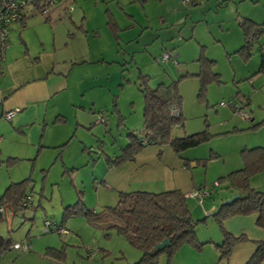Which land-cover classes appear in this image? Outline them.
Instances as JSON below:
<instances>
[{
    "label": "rangeland",
    "instance_id": "rangeland-1",
    "mask_svg": "<svg viewBox=\"0 0 264 264\" xmlns=\"http://www.w3.org/2000/svg\"><path fill=\"white\" fill-rule=\"evenodd\" d=\"M29 6L26 3L25 12ZM106 10L114 16L118 40L106 25ZM52 11V21L60 26L55 30L56 47L63 48V53L73 56L78 64L66 77L67 89L49 103L48 114L57 108L63 120L52 124L54 115L46 117L50 122L44 140L47 148L38 153L37 147H27L17 135L5 137L0 147L2 161L15 158L0 166V194L12 182L31 180V206L20 217L0 222L3 238L14 243L28 240L31 250H8L0 257V264L139 261L141 252L115 231L97 229L82 215L63 221V211L80 198L89 210L116 204L118 190L106 192L99 183L108 167L104 155L117 156L128 144V133L141 135L139 73L149 76L151 89L186 73L197 74L196 60L202 48L205 57L215 62L213 71L221 83L202 89L197 77L181 80L185 121L183 127L173 130V136L205 131L208 140L178 154L169 145H145L136 155L144 168L138 162L125 163L119 175L124 182L133 175L131 170L138 168L135 179L128 182L145 180L133 189L159 193L166 191L159 177L166 175V168L172 171L169 176L182 181L184 195L196 190L210 192L202 204L185 196L191 218L198 221L196 238L204 243L202 247L183 243L170 259L160 255L157 264H244L255 249V241L264 238L255 223L256 215H237L224 222L226 231L247 238L234 247L227 261H219L216 244L222 242V234L212 215L231 196L228 184L221 180L243 167L241 152L264 147V71L260 72L264 26L258 41L252 43L251 54L246 57L243 53V57L238 51L243 38L237 25L240 17L264 23V0H199L196 6L187 7L179 6L178 0H62L48 8ZM164 53L171 58L163 61ZM65 66L62 63L59 69ZM237 92L244 98L238 99ZM240 112L247 119L241 118ZM65 142L68 146L58 156L59 146ZM249 185L264 192V171L253 174ZM45 220L67 233H44Z\"/></svg>",
    "mask_w": 264,
    "mask_h": 264
},
{
    "label": "trees",
    "instance_id": "trees-1",
    "mask_svg": "<svg viewBox=\"0 0 264 264\" xmlns=\"http://www.w3.org/2000/svg\"><path fill=\"white\" fill-rule=\"evenodd\" d=\"M43 1L45 0H34L31 3L35 5L38 13L46 15L43 13L42 7L45 4H39ZM135 1L143 2V0ZM60 2L62 0H47L46 5L49 8L51 5ZM197 4H199V0H191L188 5L196 6ZM179 5L181 7L188 6ZM24 18L25 14L18 21L22 26ZM106 25L114 37L118 39L116 25H113L110 15L107 16ZM237 25L241 30L243 38L242 46L238 51L240 55L246 54L245 56L248 57L251 54L253 41H258L263 32L264 23L259 24L251 19L240 17ZM1 47L0 58L5 48L1 49ZM261 47L260 72L264 71V46L263 50H261ZM202 49L196 60L199 64L197 74L186 73L185 75H181L177 80H173L167 84L159 83L155 88L151 89L147 84L149 76L139 73V90L143 97V126L141 135L136 136L134 133H128V144L120 149V153L114 157H104V162L108 167H120L127 162L133 161L145 145H169L178 154L208 140V134L205 131L192 135H184L180 138L173 136V130L177 127H183L185 121L181 111L182 97L179 92L181 80L191 76L197 77L202 89H206L210 83H221L219 74L213 71L215 62L206 58ZM164 54L169 56L166 60L171 58L170 54ZM236 97L238 99L244 98L242 95L240 96L239 92L236 93ZM248 101L246 99L244 103L247 104ZM4 114L1 116L2 119H4ZM62 120L63 117L57 116L55 123ZM67 146L68 142L59 146L61 150L58 156H60ZM241 158L243 167L232 171L221 180V182L224 181L228 184L227 187L230 190L231 196L239 194V199L233 201L231 204L219 205L218 211L212 215L222 234V242L216 244L219 252V261H227L234 247L247 241L244 234L235 236L226 231L223 227L226 220L237 215L247 216L255 214V223L264 232V192L255 191L249 185V179L253 174L264 171V147L243 150ZM14 159L13 157L7 158L6 161L0 159V166L4 162H11ZM184 166L188 167V164L185 163ZM30 181L29 178H24L18 182H12L5 187L0 194V222L6 221L8 217H20L23 210L31 206ZM117 193L118 200L116 204L114 206H105L99 211L86 209L80 198L75 204L64 208L62 219L65 221L71 217L82 215L91 226L97 229L105 232L115 231L118 235L125 238L132 248L141 252L139 261L134 264H157V258L162 254H165L170 259L175 250L183 243L193 245L198 249L204 244L196 238L195 229L198 221L191 218L185 195L181 191L174 189L152 193L134 190L118 191ZM53 231L57 232L56 230ZM164 241H167V246L162 250H156V246ZM24 242L30 245L29 250H27L30 251V241L25 240ZM13 244L14 242L11 239H5L0 235V257L6 251L12 250ZM255 245L252 255L244 264H264V238L255 241ZM168 264L170 263L168 262Z\"/></svg>",
    "mask_w": 264,
    "mask_h": 264
},
{
    "label": "crops",
    "instance_id": "crops-1",
    "mask_svg": "<svg viewBox=\"0 0 264 264\" xmlns=\"http://www.w3.org/2000/svg\"><path fill=\"white\" fill-rule=\"evenodd\" d=\"M27 1L30 3L31 9L28 12L24 11L23 26L20 22H15L8 27L7 44L0 58V147L4 143L5 137L17 135L19 139H23L27 147L31 149L37 147L39 153L41 148L48 146L44 145L48 124H50L46 117L54 115L52 124L55 123L57 116L63 117L58 113L57 108L48 114L49 103L59 92L67 89L66 77L69 76L72 67L78 63L73 56H66L63 53V48L59 50L56 47L55 30L60 26L51 19L55 17V12L42 15L31 3L34 0ZM66 9L68 10V8ZM108 15H110L113 25H116L114 16L106 10V16ZM115 28L117 31V25ZM62 63L67 66L64 69H59ZM14 109H18L19 112L10 121L5 120L9 123L5 124L1 117L2 114ZM1 151L0 148V154ZM138 158L135 157L133 161L127 163L138 162L137 165L144 168V163L140 162ZM125 167L126 164L120 167H107L106 172L101 176L102 181L99 183V187H103L106 192L110 190H138L133 188L142 186L144 177L133 183L128 182L135 179L133 175L136 176L139 170L136 168L131 170L133 175L129 179L130 175H128L123 182L119 173ZM164 170H166V175L165 173L159 175L161 181L164 182V190H173L177 187L179 191L186 190L183 189L181 180H176L175 176H169L172 174L171 170L166 168ZM112 172L115 173L111 174ZM228 232L233 233L230 230Z\"/></svg>",
    "mask_w": 264,
    "mask_h": 264
},
{
    "label": "built area",
    "instance_id": "built-area-1",
    "mask_svg": "<svg viewBox=\"0 0 264 264\" xmlns=\"http://www.w3.org/2000/svg\"><path fill=\"white\" fill-rule=\"evenodd\" d=\"M46 1L47 0L39 3L40 5L45 4L42 5L44 14H47L48 12ZM178 1L179 4L184 6L190 4L191 2V0H178ZM26 3H27L26 0H0V46H2L1 49H3V47H6L7 44L8 27L12 23L18 22L24 16V6L26 5ZM68 10L70 11L71 9ZM263 46L261 47V50H263ZM168 58L169 56L167 54H164L162 57L163 60H166ZM18 112H19L18 109L7 111L3 115V118L5 120H11L12 117H14ZM240 116L243 119L247 118L246 114H243L241 112H240ZM100 121L103 122L104 120L100 119ZM209 194L210 192L205 189L200 191H191L185 196L197 199L199 203H202L203 199L207 198ZM44 227H45V232L56 230L57 232L62 234L66 233V230L64 228L62 227L57 228V226L52 221L45 220ZM12 248L14 250H20L22 252H25L29 250L30 245L27 242L14 243L12 245Z\"/></svg>",
    "mask_w": 264,
    "mask_h": 264
},
{
    "label": "water",
    "instance_id": "water-1",
    "mask_svg": "<svg viewBox=\"0 0 264 264\" xmlns=\"http://www.w3.org/2000/svg\"><path fill=\"white\" fill-rule=\"evenodd\" d=\"M239 197H240V195L239 194H234V195H232V196H230L229 198H227L226 200H224L221 204H220V206H222V205H227V204H231L233 201H235V200H237V199H239ZM218 211V210H217ZM216 211V212H217ZM167 241H164V242H162L161 244H159L158 246H156V250H162L164 247H166L167 246Z\"/></svg>",
    "mask_w": 264,
    "mask_h": 264
}]
</instances>
